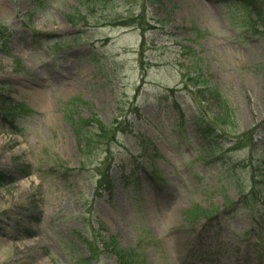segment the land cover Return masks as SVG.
<instances>
[{"label":"rangeland","instance_id":"obj_1","mask_svg":"<svg viewBox=\"0 0 264 264\" xmlns=\"http://www.w3.org/2000/svg\"><path fill=\"white\" fill-rule=\"evenodd\" d=\"M141 13L144 37L121 26ZM0 27L21 111H0V264H118L97 231L139 264H264V23L233 0H0ZM205 86L241 146L193 126ZM91 120L115 138L87 156L72 123Z\"/></svg>","mask_w":264,"mask_h":264},{"label":"trees","instance_id":"obj_2","mask_svg":"<svg viewBox=\"0 0 264 264\" xmlns=\"http://www.w3.org/2000/svg\"><path fill=\"white\" fill-rule=\"evenodd\" d=\"M234 2L240 4L243 8L247 9L250 14H253L256 18L257 23L263 24L264 23V0H233ZM121 24V26L124 27H129V26H134L138 27L139 31H141V36L144 37L145 33L149 31V27L146 23L145 15L144 13H141L140 15L136 17H129L128 19L124 20ZM0 30L2 28L0 27ZM147 31V32H146ZM143 46L144 43L142 42L140 45V56L143 53ZM192 108L194 111H196V114L199 119H192L193 126L198 127L200 129L199 135H201L204 139L206 140H213L217 141V137L215 136V133L219 134L220 137H224L228 139L230 142L234 143L233 147L237 148L241 146L243 143H245V140L243 139V136H236V135H230V133H227L225 131L224 133V123H223V118H226V115L229 116L225 121L228 123L226 128H230L231 130H235L236 127L234 125V121L232 117L227 114V110L224 109V104L225 101L223 98H221L216 91H212L211 89L207 88L206 86L204 88H198L196 91L191 92V90L187 91ZM203 99L204 101H202ZM212 104L213 109H216L219 111H222L219 114H214L212 117L211 115L209 116V112L204 109L203 104H206L209 102ZM204 102V103H203ZM5 103L1 102L0 103V111L3 113V116L5 117L6 120L14 121V118L21 112L19 107H11L10 105L4 106ZM136 116L138 117V113L135 112ZM177 115L180 119L184 120V115H182L181 110L177 111ZM196 116V117H197ZM201 118V119H200ZM94 125V132H96L97 135L90 136L89 132H86L88 127H92ZM72 129L73 132L75 133L76 137L81 143H84L83 146V151L84 153L89 156L91 155L92 152V147L94 140L97 138H102L106 142H108L109 135L111 140L115 138V131H106L105 129L100 127V123L96 120H91V121H77L72 123ZM201 133V134H200ZM110 141V140H109ZM112 142V141H111ZM99 146V145H97ZM108 172H109V167H106L102 173L99 174V180L97 182V191L96 195L97 197H100L101 194L107 193L111 194L112 190V184L110 182V179L108 177ZM27 174V173H25ZM12 182L11 178L7 176V178L3 175L0 174V186H2L5 183H10ZM200 216H206L205 211L200 212ZM199 216V215H198ZM210 218V217H208ZM207 219V218H206ZM99 230H102V227L99 228ZM95 242L99 243L102 247V250L104 253L107 254H112L118 264H139L137 260H135V256H133L131 253H126L122 251L114 242L115 240L113 238H105L103 239L99 232L97 231L95 233ZM77 240L80 241L84 246H87L88 252L90 254V257H94V255H98L99 252L96 248L95 245H91V243H88L87 241L84 240V238L80 235L77 237ZM114 240V241H112Z\"/></svg>","mask_w":264,"mask_h":264}]
</instances>
